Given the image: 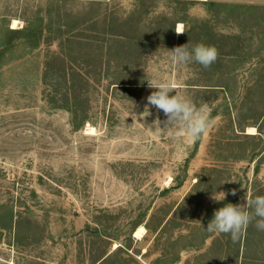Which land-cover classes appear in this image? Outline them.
<instances>
[{"label":"rangeland","instance_id":"374dc122","mask_svg":"<svg viewBox=\"0 0 264 264\" xmlns=\"http://www.w3.org/2000/svg\"><path fill=\"white\" fill-rule=\"evenodd\" d=\"M201 43L207 69L168 58ZM169 79L210 109L194 142L146 109ZM246 196H264V6L0 0V264H264L254 222L206 230Z\"/></svg>","mask_w":264,"mask_h":264},{"label":"clouds","instance_id":"9594fccd","mask_svg":"<svg viewBox=\"0 0 264 264\" xmlns=\"http://www.w3.org/2000/svg\"><path fill=\"white\" fill-rule=\"evenodd\" d=\"M177 35L183 31L177 29ZM219 53L214 46L197 44L189 50L187 44L168 50V58L173 65L198 63L209 68L218 59ZM149 88L155 89L147 97V108L154 107L162 110L166 116L164 126H177L178 136L185 137L189 142L198 140L211 127L210 109L206 104L197 106L189 97L180 94L173 80L148 82ZM219 195H212L215 202H222L228 193L220 191ZM236 195V190H231ZM242 204L227 203L214 211L213 218L207 224L206 230L210 233L230 235L233 242L239 240L249 225L257 231H264V196L255 198L245 197Z\"/></svg>","mask_w":264,"mask_h":264},{"label":"crops","instance_id":"0c3cea01","mask_svg":"<svg viewBox=\"0 0 264 264\" xmlns=\"http://www.w3.org/2000/svg\"><path fill=\"white\" fill-rule=\"evenodd\" d=\"M212 2H217L221 5L231 6V5H255V6H264V0H210ZM181 24V23H179ZM178 24V25H179ZM182 31V24L181 30Z\"/></svg>","mask_w":264,"mask_h":264},{"label":"bare ground","instance_id":"6f19581e","mask_svg":"<svg viewBox=\"0 0 264 264\" xmlns=\"http://www.w3.org/2000/svg\"><path fill=\"white\" fill-rule=\"evenodd\" d=\"M16 27H17V21L14 20L13 23H12V28H16ZM178 29L181 30V24L178 25ZM87 129H88L89 132L92 133V132H93V129H95V128H93L92 126H89ZM247 132L253 134V133H255L256 131H255V128H253V127H248V128H247ZM144 232H145V228H144L143 226H139V227L135 230V232H134V236H135L136 238H138V239H141V238H143V236H144Z\"/></svg>","mask_w":264,"mask_h":264}]
</instances>
